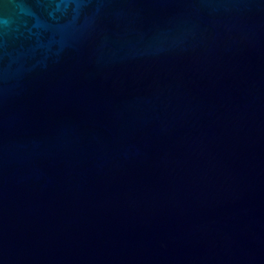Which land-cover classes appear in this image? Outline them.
<instances>
[{
    "label": "water",
    "instance_id": "obj_1",
    "mask_svg": "<svg viewBox=\"0 0 264 264\" xmlns=\"http://www.w3.org/2000/svg\"><path fill=\"white\" fill-rule=\"evenodd\" d=\"M0 264H264V0H0Z\"/></svg>",
    "mask_w": 264,
    "mask_h": 264
}]
</instances>
